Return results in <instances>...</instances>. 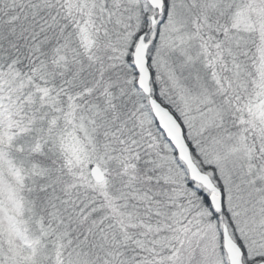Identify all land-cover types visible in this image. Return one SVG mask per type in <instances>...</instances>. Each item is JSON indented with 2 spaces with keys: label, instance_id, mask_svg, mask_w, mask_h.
Returning <instances> with one entry per match:
<instances>
[{
  "label": "snow or ice",
  "instance_id": "1",
  "mask_svg": "<svg viewBox=\"0 0 264 264\" xmlns=\"http://www.w3.org/2000/svg\"><path fill=\"white\" fill-rule=\"evenodd\" d=\"M0 264H264V0H0Z\"/></svg>",
  "mask_w": 264,
  "mask_h": 264
}]
</instances>
